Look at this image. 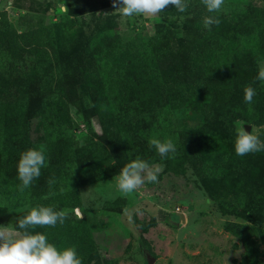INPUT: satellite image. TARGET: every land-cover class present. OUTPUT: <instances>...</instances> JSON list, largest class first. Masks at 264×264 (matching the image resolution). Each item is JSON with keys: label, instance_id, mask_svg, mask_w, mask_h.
Instances as JSON below:
<instances>
[{"label": "rangeland", "instance_id": "1", "mask_svg": "<svg viewBox=\"0 0 264 264\" xmlns=\"http://www.w3.org/2000/svg\"><path fill=\"white\" fill-rule=\"evenodd\" d=\"M172 7L157 16L127 17L113 7L112 0H0V104L6 108L18 97L25 100L26 150L42 148L46 163L52 157L42 112L53 108L67 121L74 151H81L95 168L112 169L110 175L76 188L77 206H58L53 194L39 197V206L66 211L65 220L76 221L80 229L74 231L69 224L58 222L54 231L52 226L30 231L53 234L47 239L52 243L66 234L82 264H146V252L154 258L151 264H264V151L238 156L234 147L237 120L248 124L249 132L251 126L261 130L264 140V110L257 106L264 96V81L256 79L264 67V0H224L218 13H208L201 0H189L184 13H168ZM207 15L220 21L210 30L203 25ZM113 42H127L132 54L142 53L146 60L133 58L136 69L130 72L129 60L122 55V62H110L108 74L97 67L93 57L101 49L111 50ZM151 43L153 54L148 58ZM197 47L223 54L216 55V67L201 71L196 78L208 95L209 112L204 117L174 110L166 113L167 123L161 125L154 112L146 116L144 89L134 80L158 68L161 93L169 89L174 94L176 85H168L170 77L186 78L187 61ZM172 53L174 58L166 59ZM228 69L233 70L230 78L225 75ZM86 70L92 72L99 90L86 84ZM103 71L110 80L128 83L125 88L116 86L122 101L114 113L130 126L140 122V142L135 140L133 156L122 155V145H117L116 119L108 115L100 120L94 110L96 98H104L109 91ZM43 80L47 83L40 91ZM132 82L133 88L129 87ZM247 86L256 92L251 104L244 100ZM161 93L159 98L164 101ZM232 110L239 118L231 122L224 114ZM204 120L224 143L230 175L208 180L181 161L174 165L177 173L156 161L150 165L161 168L158 182H146L127 197L118 191L116 177L148 149L145 138L152 128L176 132L180 138L176 152H189L191 162L206 156L205 147L189 149L191 134L186 133ZM231 152L234 158H228ZM35 207L23 204L1 210L0 227L22 231L18 220Z\"/></svg>", "mask_w": 264, "mask_h": 264}, {"label": "trees", "instance_id": "2", "mask_svg": "<svg viewBox=\"0 0 264 264\" xmlns=\"http://www.w3.org/2000/svg\"><path fill=\"white\" fill-rule=\"evenodd\" d=\"M176 12L178 11L174 7L168 10V13ZM149 42L151 41L148 39V43ZM156 42L159 44L157 39ZM197 43L200 44V42ZM153 44L151 43L147 47L148 58L153 54ZM112 47L113 48L111 50L101 49L96 51L93 57V62L97 65V67L99 66L101 70L106 69L108 74L110 62L116 63L119 60L122 62V55L125 59L129 60L127 66L130 72H133L136 69L135 63L137 61L135 62L133 58L138 61L146 60L143 59L142 53H138V55L132 54L127 42L122 44L113 42ZM197 48H194L196 51L187 61L189 62V66L186 70H184L187 72L185 74L186 78L184 77L181 81H177L173 77H170L171 79L169 80L168 85L170 87L176 85L174 88V94H171L169 89H167L166 92L161 93L162 88H160L161 82L158 68H150L149 72L144 71L147 76L146 78L143 76L142 78L134 80V83H137L138 81V85L142 84L141 86L144 89L142 107L145 110L144 112L146 113V116H149V113L154 112V114L158 115L157 122L164 125L167 123V120L164 118V116L167 115L166 113H172V111L178 109L183 110L184 113L193 111L203 114L204 117L207 115V111L209 112L207 103L208 95L204 94V91L200 88V82H197L196 78L199 77L198 75L201 71L216 67V65H218L216 57H222L223 54L214 50H206L201 47ZM254 49H251L253 54L256 53ZM111 55L115 56V58H111ZM258 55H260L259 52ZM169 58L173 59L174 54L172 53L170 56H166V59L170 60ZM142 63L143 62L137 64L142 65ZM73 65L74 62H72V66ZM106 71H103L105 75ZM155 71L158 72V74L155 73ZM232 72V69H228L225 73L226 78H230ZM26 75L30 76L29 71ZM91 76L92 72L86 70V84L89 87L99 90L97 81L95 79L92 80ZM156 76L159 79H157ZM104 82L107 84L109 91L104 98H96L97 103L94 106V110L100 120L104 118V116L106 117L110 115L111 118L118 121L117 122L115 120L114 122L116 130L115 140L117 141V145H122V155L133 156V146H135V142L138 139L140 142L138 132H141V130L137 128L140 122H133V125L130 126L128 121L124 118H118V116H116L118 114L114 113L119 101H122L119 96L120 94L118 93V89L116 88L120 86L125 88L126 85L128 86V83L126 81L110 80L107 75L105 76ZM46 83V80L39 82L38 88L40 91H44ZM129 87H134L133 82ZM158 92L163 95L164 101L160 100ZM166 97L168 98L166 99ZM148 102L153 104L151 108L148 106ZM24 105L25 100L21 101L19 97L11 101L8 106H5L6 108L0 104V211L3 209L7 210L16 208L18 206H22L23 204L39 206V197L47 194L54 195L56 205L58 206H77L78 198L76 188L79 185L81 186L92 181L96 177L101 178L110 175L112 173L111 167L109 172H106L105 167L95 168L92 161L87 160L85 156L82 157L81 151L80 153L77 150L74 151L68 130L65 128L67 121H64L65 123L63 122V118L60 116L59 111L49 108L48 110L42 112V122H44L43 127L45 140L48 143L47 147L52 157L41 169V175L39 178L34 179L28 188L21 191L20 187L22 182L18 178L17 166L21 154L25 152L28 147L23 134ZM257 106L259 107V110H264V96ZM125 111L127 113V110ZM224 115L225 118L231 122L239 118L238 113L234 112V110L226 112ZM143 120L146 124L148 123L145 119ZM133 131H135V134ZM186 133L191 134L189 149L192 147H205V150L208 151V154L201 157L197 162H191L192 156L186 151L185 152L188 154L181 155L175 152L174 155L170 153L167 157L162 158L157 153L156 149L151 147L149 140L156 138L163 142L166 139H171L173 143L176 144L180 138H178L176 132H167L166 130L155 131L154 128H152L148 135H146L145 141L149 144V146L148 149H145L141 153L140 158L147 161L149 164L156 161L161 162L164 165L163 167H166L173 173L179 172V170L175 167H177L176 163L181 161V163L190 165L197 173L205 175L208 180H218L221 175L228 176L231 174L230 168L227 164L228 160H224L223 157L225 154L223 152L224 143L217 136V134L213 132V129L206 125L205 120ZM186 133L184 135H186ZM112 135L109 137L110 141L114 138ZM13 144L15 145L12 146ZM232 152L229 153L230 156H228V158L235 157V155H231ZM212 198L216 199L214 194H212ZM64 223L69 224L70 228H74V231L80 229L76 221L65 220ZM54 230L55 227H53V231ZM42 233L46 235L47 239L53 235L50 234L48 236L46 232ZM75 234L80 235L79 233ZM68 238L69 237L65 234L60 239L56 238V243L55 240L54 243L49 240V243L55 245L58 250H63L72 245ZM71 247H73V245Z\"/></svg>", "mask_w": 264, "mask_h": 264}, {"label": "clouds", "instance_id": "3", "mask_svg": "<svg viewBox=\"0 0 264 264\" xmlns=\"http://www.w3.org/2000/svg\"><path fill=\"white\" fill-rule=\"evenodd\" d=\"M201 2L208 13L220 12L224 4V0H201ZM112 3L116 10L127 17L140 14L157 16L169 6L184 13L189 7V0H112ZM219 23V19L213 15L203 18V25L209 30L210 26ZM256 79L264 81V67L260 68ZM255 94V89L252 86L245 87V102L251 104ZM245 124L242 120L235 121L234 147L236 154L245 156L249 153L264 151V140L260 138L261 130L251 126V131H246ZM149 144L162 158L167 157L170 153L174 155L176 152V145L171 139L162 142L152 138L149 140ZM45 165V153L42 148H31L21 154L17 166L18 178L22 182L21 191L28 188L34 179L39 178L41 169ZM160 171L161 168L152 166L137 157L120 170L116 177V187L123 196H130L146 182H158ZM67 215V212L63 210L56 211L50 206H38L32 208L28 214L18 220V228L22 231L0 227V264H82L74 246L58 250L55 245L48 242L45 234H33L30 231L37 226L54 227L58 222L63 224Z\"/></svg>", "mask_w": 264, "mask_h": 264}, {"label": "water", "instance_id": "4", "mask_svg": "<svg viewBox=\"0 0 264 264\" xmlns=\"http://www.w3.org/2000/svg\"><path fill=\"white\" fill-rule=\"evenodd\" d=\"M244 127H245V130H246V131H249L250 126H249L248 124H245ZM153 260H154V258H153L152 256H150V255L146 252V253H145V261H146V264H151Z\"/></svg>", "mask_w": 264, "mask_h": 264}]
</instances>
